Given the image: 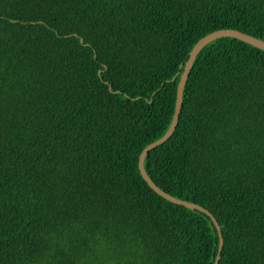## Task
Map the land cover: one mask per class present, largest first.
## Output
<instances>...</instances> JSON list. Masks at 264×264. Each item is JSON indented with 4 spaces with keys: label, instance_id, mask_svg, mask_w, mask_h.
Wrapping results in <instances>:
<instances>
[{
    "label": "trees",
    "instance_id": "16d2710c",
    "mask_svg": "<svg viewBox=\"0 0 264 264\" xmlns=\"http://www.w3.org/2000/svg\"><path fill=\"white\" fill-rule=\"evenodd\" d=\"M264 40V0H0V264H215L219 231L144 179L195 44ZM144 166L264 264V49L198 53Z\"/></svg>",
    "mask_w": 264,
    "mask_h": 264
},
{
    "label": "water",
    "instance_id": "95a60500",
    "mask_svg": "<svg viewBox=\"0 0 264 264\" xmlns=\"http://www.w3.org/2000/svg\"><path fill=\"white\" fill-rule=\"evenodd\" d=\"M222 36H233V37H237L241 40L247 41L255 46H258L260 48L264 49V40L257 38L253 35L247 34L245 32H242L240 30L237 29H233V28H227V29H219V30H215L209 34H207L206 36L202 37L193 47V49L191 50L190 53V57L188 59V61L186 62L184 71L182 73L181 79L179 81L178 84V89H177V100H176V107H175V112H174V116L172 119V122L170 124L169 129L167 130V132L158 140L152 142L151 144H149L148 146H146L144 148V150L142 151L141 155H140V160H139V167L141 170V173L144 177V179L148 182V184L161 196L165 197L166 199L177 203V204H182L186 207H189L191 209H198L201 211L206 212L214 221V223L216 224L218 231H219V236H220V249L218 251V255L216 257L215 260V264L219 263L220 257H221V251H222V247H223V234H222V230L220 228L219 222L217 221L216 217L214 216V214L212 212H210L207 208H205L204 206L194 203V202H190L187 200H182L179 199L171 194H169L168 192L164 191L162 188H160L153 180L152 178L149 176V174L147 173L145 166H144V158L145 156L148 154V152L155 148L158 145L163 144L164 142H166L175 132L176 127L178 125L179 122V117H180V113H181V109H182V104H183V93H184V88H185V84L187 82L188 76L190 74L191 68L193 66V63L198 55V53L200 52V50L211 40L216 39L218 37H222Z\"/></svg>",
    "mask_w": 264,
    "mask_h": 264
}]
</instances>
